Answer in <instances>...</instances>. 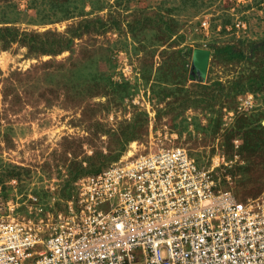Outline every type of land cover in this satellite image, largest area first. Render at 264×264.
I'll list each match as a JSON object with an SVG mask.
<instances>
[{
    "label": "rangeland",
    "instance_id": "rangeland-1",
    "mask_svg": "<svg viewBox=\"0 0 264 264\" xmlns=\"http://www.w3.org/2000/svg\"><path fill=\"white\" fill-rule=\"evenodd\" d=\"M263 43L264 0H0L2 201L45 231L76 178L173 146L264 195Z\"/></svg>",
    "mask_w": 264,
    "mask_h": 264
},
{
    "label": "built area",
    "instance_id": "built-area-1",
    "mask_svg": "<svg viewBox=\"0 0 264 264\" xmlns=\"http://www.w3.org/2000/svg\"><path fill=\"white\" fill-rule=\"evenodd\" d=\"M73 184L45 231L0 193V264H264V195L240 201L184 148L128 152Z\"/></svg>",
    "mask_w": 264,
    "mask_h": 264
},
{
    "label": "water",
    "instance_id": "water-1",
    "mask_svg": "<svg viewBox=\"0 0 264 264\" xmlns=\"http://www.w3.org/2000/svg\"><path fill=\"white\" fill-rule=\"evenodd\" d=\"M210 52L207 49L195 48L190 54V66L192 73L196 75L198 80L205 78Z\"/></svg>",
    "mask_w": 264,
    "mask_h": 264
},
{
    "label": "trees",
    "instance_id": "trees-1",
    "mask_svg": "<svg viewBox=\"0 0 264 264\" xmlns=\"http://www.w3.org/2000/svg\"><path fill=\"white\" fill-rule=\"evenodd\" d=\"M5 31H6V30H5ZM5 31H4V32H5ZM263 45H264V43H263ZM262 48L264 49V46H263ZM221 51L225 52V54H227V55H229V56H232V57H233V56H235V57H236V56H238V57H241V56H242L240 53H234V52H232L230 46H227V47L221 49ZM213 52H214V51H213ZM190 68H191V66H190ZM190 74H191L190 77H192L193 79L196 78V75H195L194 73H192V68H191V72H190ZM100 170H101V169H100L99 167H97V168H95V169H93V170H90V171L86 172V174H89V173L95 174V173L99 172Z\"/></svg>",
    "mask_w": 264,
    "mask_h": 264
}]
</instances>
